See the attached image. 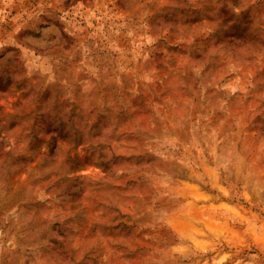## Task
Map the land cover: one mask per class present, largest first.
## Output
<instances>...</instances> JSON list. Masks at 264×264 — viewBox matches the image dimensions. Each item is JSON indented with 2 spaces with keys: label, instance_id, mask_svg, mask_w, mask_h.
I'll list each match as a JSON object with an SVG mask.
<instances>
[{
  "label": "rangeland",
  "instance_id": "374dc122",
  "mask_svg": "<svg viewBox=\"0 0 264 264\" xmlns=\"http://www.w3.org/2000/svg\"><path fill=\"white\" fill-rule=\"evenodd\" d=\"M0 264H264V0H0Z\"/></svg>",
  "mask_w": 264,
  "mask_h": 264
}]
</instances>
